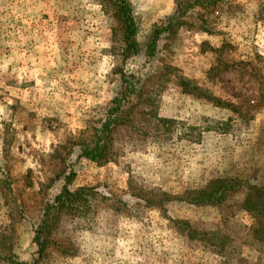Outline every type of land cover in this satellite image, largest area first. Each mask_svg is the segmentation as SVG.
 Returning <instances> with one entry per match:
<instances>
[{
    "label": "rangeland",
    "instance_id": "obj_1",
    "mask_svg": "<svg viewBox=\"0 0 264 264\" xmlns=\"http://www.w3.org/2000/svg\"><path fill=\"white\" fill-rule=\"evenodd\" d=\"M129 1L139 43L130 66L145 80L114 135L116 155L96 164L76 144L120 89L113 12L102 0H0V264L37 258L35 225L72 173V190L111 200L65 217L54 241L73 255L52 247L40 264H264L245 185L220 206L153 202L218 177L264 185V0L195 5L157 37L150 60L156 30L194 0ZM180 220L209 231L225 256L188 238Z\"/></svg>",
    "mask_w": 264,
    "mask_h": 264
},
{
    "label": "trees",
    "instance_id": "obj_2",
    "mask_svg": "<svg viewBox=\"0 0 264 264\" xmlns=\"http://www.w3.org/2000/svg\"><path fill=\"white\" fill-rule=\"evenodd\" d=\"M113 12L118 21L122 33V40L125 45L123 50L124 67L119 71L121 85L119 92L110 102L103 115L92 122L88 129L82 132L81 139L76 146L79 149V157L87 159L96 164H105L116 155L113 151L114 135L116 131L129 123L126 117L125 109L129 104L131 97L136 96L138 84L145 80V75L133 72L132 59L139 53V43L137 41L138 28L134 18V8L129 0H102ZM212 3V0H194V3H188L183 10V5L178 4L176 13L168 20V23L162 28L156 30L152 41L148 46L147 58L152 59L156 51V39L162 34L172 33L183 25L185 14L195 5L203 3ZM74 173L65 177V183L61 191L51 202L44 205L39 222L35 225L34 241L37 244V258L31 263L20 262L10 256L5 264H40L48 254L49 248L56 250L64 255H73L69 247L56 244L57 230L61 221L65 217L84 219L91 212L96 211V205L99 202L111 200L102 196L96 189L91 187H80L72 190ZM246 186L248 193L246 196L244 209L249 212L254 220L250 237L258 251L264 252V185H258L250 181L244 182L237 179H228L218 177L212 180L204 187L187 191L183 196H167L161 198L155 197L153 202L156 205L164 206L168 204H188L191 206H220L228 201L230 193L237 188ZM144 199V198H143ZM115 199H113L114 201ZM120 205H124L122 200H117L111 207L113 210L121 211ZM183 233L192 240H198L209 245L213 251L224 257V248L214 239L209 238V231L199 230L188 220L176 222ZM55 237V238H54ZM226 263V261H225Z\"/></svg>",
    "mask_w": 264,
    "mask_h": 264
}]
</instances>
